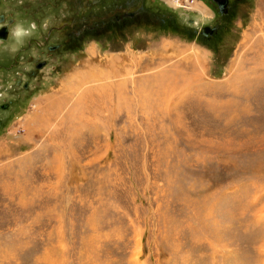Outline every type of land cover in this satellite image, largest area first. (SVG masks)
<instances>
[{
    "label": "rangeland",
    "instance_id": "374dc122",
    "mask_svg": "<svg viewBox=\"0 0 264 264\" xmlns=\"http://www.w3.org/2000/svg\"><path fill=\"white\" fill-rule=\"evenodd\" d=\"M78 2L0 42V264H264V0Z\"/></svg>",
    "mask_w": 264,
    "mask_h": 264
},
{
    "label": "flooded vegetation",
    "instance_id": "af4514ba",
    "mask_svg": "<svg viewBox=\"0 0 264 264\" xmlns=\"http://www.w3.org/2000/svg\"><path fill=\"white\" fill-rule=\"evenodd\" d=\"M216 3L218 4L219 9L222 11L224 9L225 5L223 6L220 1L215 0ZM14 2H18V0H0V42H5L8 41L9 38L11 37L10 35V29L15 25L17 22V19L13 17L11 12H6L4 6L8 4H12ZM67 3L68 5L71 6H76L77 12L74 15L70 21H67L66 19L62 20L59 22V24H48L42 21L44 19V14L47 12V8L50 7L51 10H55L60 12L61 9V4ZM21 10L23 12H26V15L29 17L31 23H35L37 25L36 30L34 31L36 34L38 33L39 37L35 38L33 36L28 37V39L25 41L23 39V42L25 41V45L23 47H20V50H25L29 51L32 49V52H29L27 57L22 58L24 61L27 63L32 64L34 67H36L37 70H41L44 68L46 65V59H40L43 55L51 56L55 51L58 49V45H55L51 42H54L55 37L61 35L64 33V31H67L68 39L69 37L71 40L74 38L79 37V29H78V22H79V16L81 12H79V2L78 0H36L35 4H30V3H22L21 5ZM88 6V5H87ZM50 10V11H51ZM138 10H141L140 8L137 9L134 13L136 15L139 13ZM110 17L107 15V17H103L102 21L106 22ZM96 20V19H95ZM95 20H91V23L95 22ZM29 22V24H30ZM29 26V25H28ZM87 28H83L82 31H86ZM92 30L91 28H89ZM205 34L206 36H209L213 34L215 31V28L211 27L208 28L206 27L205 29ZM33 32V33H34ZM30 38V39H29ZM65 41H68L65 39ZM66 43V42H65ZM48 59V58H47ZM44 63H42L43 61ZM5 62L3 61V64ZM20 62L18 60H15V65L12 68L17 67V65ZM12 70V69H10ZM9 70V71H10ZM36 70V71H37ZM4 71V70H3ZM7 71L5 72V76L8 77L11 81H13L15 87H19L22 79L21 76H31L36 77L37 73L34 70H30L27 72H20V71ZM15 71V72H14Z\"/></svg>",
    "mask_w": 264,
    "mask_h": 264
},
{
    "label": "clouds",
    "instance_id": "9594fccd",
    "mask_svg": "<svg viewBox=\"0 0 264 264\" xmlns=\"http://www.w3.org/2000/svg\"><path fill=\"white\" fill-rule=\"evenodd\" d=\"M37 25L33 22L28 27H25L22 23H17L10 29V35L16 41V43H22L25 37H29L36 30Z\"/></svg>",
    "mask_w": 264,
    "mask_h": 264
},
{
    "label": "bare ground",
    "instance_id": "6f19581e",
    "mask_svg": "<svg viewBox=\"0 0 264 264\" xmlns=\"http://www.w3.org/2000/svg\"><path fill=\"white\" fill-rule=\"evenodd\" d=\"M166 1V0H165ZM174 1H179V0H174ZM178 4H179V2H178ZM195 4V3H194ZM197 5L195 4L194 5V7H196ZM190 8V7H189ZM105 88H106V86H104ZM100 90L103 92V90H102V88H100ZM160 90V89H159ZM116 93H118L119 95H120V93H121V90L118 88V89H116ZM98 95V94H97ZM102 96V97H101ZM98 95V96H95L96 97V99L95 98H93L92 100H98V101H100L102 98H103V95ZM165 96V95H164ZM120 98V97H119ZM166 98H167V96H166ZM120 100V99H119ZM132 100V99H131ZM121 101V100H120ZM127 101V100H126ZM157 102V101H156ZM228 141V140H227ZM60 156V155H59ZM60 158H62L61 156H60ZM55 162H56V160H55ZM63 166V165H62ZM59 168H60V166H58ZM57 167V168H58Z\"/></svg>",
    "mask_w": 264,
    "mask_h": 264
},
{
    "label": "water",
    "instance_id": "95a60500",
    "mask_svg": "<svg viewBox=\"0 0 264 264\" xmlns=\"http://www.w3.org/2000/svg\"><path fill=\"white\" fill-rule=\"evenodd\" d=\"M217 1H220V2L222 3V5H221V6H223L224 4H226V3H227V0H217Z\"/></svg>",
    "mask_w": 264,
    "mask_h": 264
}]
</instances>
